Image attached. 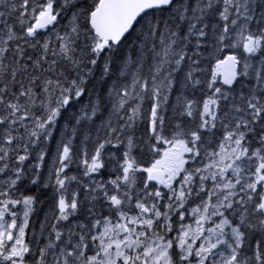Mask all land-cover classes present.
Segmentation results:
<instances>
[{"label":"snow or ice","instance_id":"1","mask_svg":"<svg viewBox=\"0 0 264 264\" xmlns=\"http://www.w3.org/2000/svg\"><path fill=\"white\" fill-rule=\"evenodd\" d=\"M221 7L216 11L217 4ZM0 5L9 6L10 10L6 14L0 11V81L4 80V74L10 73L11 81L20 84L18 93H12L11 99H6L9 93V84L4 83L0 87V173L8 169L7 160L10 152H16L17 148L23 147L24 155H17L20 162L15 168L14 179L9 177L6 183L10 188L21 181L24 177L23 162L29 158L28 149L30 145L41 142V137L45 140L52 138L57 119L63 110L81 97L86 95V83L93 73V67L104 54L103 74L110 72L112 63L111 55L117 48L137 30L141 29L137 40L145 43L143 37L147 36L151 40V49L155 52L156 62L150 67L148 77L142 75L143 65L138 60H133L138 71H131V65L126 60L121 67V74L129 72L132 76L131 82L123 88L114 89L118 102L115 109H123L130 97L143 100L145 95L153 101L150 109L151 132L158 140L165 144H170L171 148L163 153V158L156 160L150 167H139L135 157L132 155L133 139L127 138V149L123 152V164L117 161V167L121 175L115 179H109L108 184L114 186V191L121 188L120 181L125 185L135 183V173L140 171L147 175L143 178V188L149 189V182L158 181L169 189V194L159 189L146 191V196L151 198L146 204L143 200H137L135 207L140 210L138 215L129 216L121 210V206L128 203L131 197L127 191L109 195L106 184L88 185L90 190L99 188L103 190L105 199L111 202L118 211V218L115 223L109 217L103 220H95L92 229L98 226L103 227V231L94 235H87L84 231L73 234L68 232L65 247L60 248L55 241H61L64 233L57 230L54 240L49 239L44 247L39 248L38 259L34 264H47V257L51 254L54 259L52 264H264V132L259 134V146H253L248 140V133L254 132L256 122H264V96L251 95L243 98V106L232 105V110L239 115L233 117L231 112L223 115L222 126L227 129L223 142L219 144V152L205 150L206 157H219L203 167L185 168L188 160L185 153L191 154L188 159L196 161L201 156L203 144L200 129L215 128L218 120L219 101L227 100L228 95L222 92L220 87H214L220 70L223 68V84L232 85L237 77L248 76V57L238 58L236 54L226 56L216 62V71L212 74L208 87L212 89V95L203 104L201 121L196 130H184L180 125L176 126V131L172 134V139H166L161 134L163 131L164 118L160 114L163 103L167 102V93L174 83L173 73L180 70L185 58L192 59L186 51L189 38L195 37V43L199 46L203 43V38L208 36L209 25L205 24V16L218 15L224 23L216 34L217 50L224 48L240 47L239 42L233 44L231 39L233 33L243 41V49L249 56L264 51V29L253 32L249 29V23L254 19L252 6L248 0H202L198 5V14L193 12L187 33L181 35L174 25L167 24L163 19H157L155 13L169 12L173 20L188 19L189 7H185L182 0H93L88 4L87 0H82L78 4L77 0H0ZM54 5L56 7L54 8ZM73 9L69 19V25L62 30L63 35L57 33L56 40L60 42L59 51L50 49L51 40H45L41 45L45 54L51 51L53 59L47 71H57L58 60L66 61L67 65L75 72V78L68 80L63 72L58 73L55 80L46 79L42 84L37 85L39 76H32L26 86L18 81V73H26L31 67L40 69L41 59L33 61L32 56H26V49L21 45H28L36 48L41 43L39 30L48 29L50 25H57L58 18L69 9ZM16 13V23L20 25V31L8 22L6 15ZM151 16V19L148 17ZM264 20V15H261ZM34 21V23H29ZM238 21L241 23L238 25ZM199 25V27H198ZM239 28L236 31V28ZM167 28V31H164ZM55 29H53L54 31ZM247 33V34H246ZM84 37V48H80L79 41ZM31 41V42H30ZM13 42V43H10ZM159 45V51H156ZM11 53L15 58L17 67L5 64L6 54ZM81 53V54H78ZM131 59V57H129ZM24 60L25 62H21ZM26 61H33L30 65ZM193 64L198 63L193 60ZM166 65L174 67L166 68ZM61 77H63L61 79ZM259 82L264 85V76L257 74ZM186 79L194 80L199 84V79H194L193 71L186 73ZM36 87H40L46 99H38ZM53 94L55 99H52ZM217 94L219 96L217 97ZM243 96V94H241ZM99 99L90 106L89 112L82 111L77 118V123L82 118L95 116L98 111ZM39 104L43 108V113L37 116L33 109ZM195 101H185L183 110L187 116L193 115ZM140 105L136 104L131 108V114L127 115V122L124 127H131L138 117ZM210 116L211 120L203 119ZM31 121V127L26 121ZM226 122V123H225ZM24 129L21 134L19 129ZM108 133L102 141H97L91 154L87 151L86 145L82 147L79 154L73 152L71 142H62L58 147L57 157L58 167L55 168L53 176L59 194L58 208L60 214L58 219L68 220L78 209L76 197L78 193H72V198L66 199L65 182L75 181L77 176L68 175L66 169L79 160L84 166V176H91L92 173H99L105 168V148L107 145L118 147L124 143L116 133L123 132V127H113L111 121L108 122ZM27 141L23 145L13 146L14 141ZM115 140V144L113 141ZM200 142V144H198ZM228 145L229 147H226ZM45 150H40L37 156V163L30 178L32 185H38L41 181V174L38 171L43 166L46 155ZM255 158V161H253ZM213 169H218L214 171ZM231 170V177L227 182H217L213 188H221L227 191L218 194L214 191L211 195L217 196V202L211 204V214L209 216V202L202 201L203 214L197 220V228L192 230L191 225H181L182 235L172 239L167 238V233L172 231L170 224L171 217L169 210L173 213L184 207L188 198L199 196L204 191V182L211 179L217 181V177H224ZM206 172V175L197 174ZM181 173L184 175L178 182L177 187H173V182ZM234 178V179H233ZM198 183L199 191H193V184ZM47 187V184L43 185ZM6 191H0V196H7ZM123 197V198H121ZM96 197H92L95 199ZM167 199L166 211L161 212L159 200ZM36 197L32 195L21 196L20 199L0 200V264H33L28 259L32 255V248L25 243L26 228L28 218L33 211V204ZM9 204H22L24 211L23 220L17 224V213L11 211ZM175 205V206H174ZM223 209V211H221ZM193 213H200L201 207L194 208ZM228 212L229 215H225ZM9 214L11 222L5 221L4 217ZM151 214V215H148ZM222 217L220 223L208 229L210 234H215V242L212 235H204L202 220L211 217ZM229 216L238 217L239 222L234 223ZM147 217V218H146ZM163 217V220L161 218ZM183 219V213L180 214ZM123 221V222H122ZM215 223V222H214ZM136 226H141L137 231ZM82 229L85 226H80ZM16 229L18 235L14 236L12 230ZM92 229H87L91 231ZM227 229V231H225ZM148 230H152L149 232ZM163 230V231H161ZM189 231L193 232V239L204 237V242L198 247H194L189 242ZM123 233V235H121ZM259 234V239L254 241V251L248 256L244 249L252 246L249 237ZM73 235H76V242L73 243ZM13 243L9 244L8 242ZM98 241V243H97ZM90 245L95 246L94 254L87 255ZM174 246L178 249L173 252ZM57 249H59L57 253Z\"/></svg>","mask_w":264,"mask_h":264},{"label":"trees","instance_id":"2","mask_svg":"<svg viewBox=\"0 0 264 264\" xmlns=\"http://www.w3.org/2000/svg\"><path fill=\"white\" fill-rule=\"evenodd\" d=\"M78 4L82 0H77ZM185 7H189L191 10L188 13V19L186 20H173L172 15L169 12L160 13L157 11L155 13L157 19H163L167 24L174 25L176 29L181 33V35L187 33V28L191 20L193 12L198 14V5L202 4V0H182ZM88 4L93 3V0H87ZM248 3L252 6V14L254 19L249 23V29L253 32L258 31L259 29H264V20H261V15H264V0H248ZM56 5H54V8ZM221 5L218 3L216 6V11L218 12ZM10 10V5H0V11H4L6 14ZM73 9H69L67 12L62 14V17H59V23L57 25H52L46 31L40 32V41L41 43L37 45L36 48H31L28 45L23 44V41H20L21 45L26 49V56H32L33 61L37 58L47 56V59H41L42 67L40 69L29 68L26 73H18L17 80L23 83L24 85L29 84V79L32 76H39L40 79L36 81L37 85L42 84L46 79L55 80L58 77L59 72H63L64 76L68 80L75 78V72L67 65L66 61L58 60L57 71L49 72V64L53 59L51 51L47 54L43 52L41 45L45 40H51L50 49L52 51H59L60 42L56 40V34L59 33L63 35L64 29L69 25V19ZM16 13L7 16L8 22L15 26L17 31H20V25L16 23ZM151 19V16L148 17ZM205 24H208L209 27L206 29L208 31V36L203 38V43L199 46L195 43V37L189 38V43L186 51L192 56V59L185 58V62L182 63L180 70L173 73L174 83L172 84L170 90L167 93L168 99L166 103L162 105V111L160 114L164 118V125L162 135L164 138L171 140L173 132L176 131V126L180 125L184 130H196L197 125L201 121V111L196 115L191 117L187 116L186 112L183 110V104L185 101L191 100L195 101L194 105H197L200 109L203 108L204 102L207 101L208 97L211 96L212 89L208 87L209 81H211L212 74L216 71L215 65L218 60H222L228 54H236L238 58L248 57V63L250 65L248 69V76H240L237 80V83L232 88L224 87L220 80H216L214 87H220L222 92L228 95L227 100L219 101V110L217 112L218 120L216 121L215 128H207V132H203V128L200 129L203 144L201 147V156L196 158V161H189L185 168L193 167H203L205 163L211 162V160L216 159L217 157H206L204 155L205 150L211 152H219V144L223 142V137L226 135V132L223 131L222 120L225 112H231L232 116L235 117L239 115L232 110V105L236 104L243 106V98L250 97L251 95L264 96V85H261L257 74L264 76V51L257 52L251 56L246 53L243 49L244 41L237 35L233 33L231 43L235 44L239 42L240 47H229L224 48L222 51L217 50L218 45L216 43V34L219 30V27L224 23L220 20L218 15L209 14L205 16ZM29 23H34V21H29ZM241 22L238 21V25ZM199 27V25H198ZM53 29H55L53 31ZM167 28H164V31H167ZM239 28H236L238 31ZM141 29L137 27V30L132 33L118 48L115 50L112 55V63L110 66V72L107 75L103 74V64L105 56L101 54L100 59L97 64L93 67V73L88 78L86 83L87 93L80 98L78 102H72L67 109L63 110L61 116L57 119L55 124V129L52 132V138L45 140L41 137V142L36 145H30L28 152L30 153L29 158L23 162L24 168V177L19 181L14 188H10L6 183L2 189L0 183V191H6L7 196H0V200L8 199H20L21 196L32 195L36 197V202L33 204V211L30 213L28 218V225L26 228V235L24 237L25 243H27L32 248V255L28 259L34 261L38 259L39 248L45 246L49 239L54 240L55 232L57 230L64 233L61 241H55L60 248L65 247L68 238V232L71 230L73 234L85 232L87 235H94L101 232L103 229L102 226H98L95 229H92V225L95 220H103L105 217L112 219L113 223L116 222L118 218V211L115 206L111 205V202L105 199L103 196V190L96 188L94 191L90 190L88 185L90 184H99L104 182L106 184V190L109 195L118 194L127 191L128 195L131 197V200L121 206V210L126 212L129 216L137 215L138 208L135 207L137 200H143L148 204L151 198L146 196V191H151L153 189H159L165 193V197L169 194V189L163 188L155 183H149V189L145 190L143 188V178L147 175L144 172L135 173V183L131 185H125L123 180L120 181L121 188L114 191V186L108 184L109 179H115L116 176L121 175L120 169L117 167V161L120 164H123V152L127 149V138L129 136L133 139V147L131 149L132 155L135 157L136 163L139 167H150L152 163L156 160L163 158V153L171 148L170 144L163 143L162 140H158L156 136L151 132L150 125V109L153 106V101L148 98L146 94L143 100L129 98L128 103L125 104L123 109H115L114 105L118 102V98L115 95L114 89L123 88L128 85L132 76L129 72L126 74H121V67L123 62L126 60L131 65V71H138L135 65H132L133 60H138L142 65V75L148 77L150 67L155 64V52L151 49V40L149 37L144 36L143 41H147V46L145 43H142L137 40ZM247 34V33H246ZM31 42V41H30ZM13 43V42H10ZM80 48H84V37H81L79 41ZM156 51H159V45H157ZM81 54V53H78ZM131 57V59H129ZM193 60L198 63L193 64ZM33 61H26L28 64H32ZM21 62H25L22 60ZM5 64L17 67L15 63V58L11 53L6 54ZM168 67H174V65H166ZM191 70L194 73V79H199L200 83H194V80L186 79V73ZM4 80L0 81V87L4 83L9 84V93L6 95V99L12 98V93H18L20 88L19 83L10 82L11 76L10 73L4 74ZM63 77H61L62 79ZM95 81H98L95 83ZM92 87H95L94 90H91ZM35 91L39 94L38 99H46L42 89L36 87ZM243 94V96H241ZM219 94H217V97ZM52 99H55L53 94ZM97 99L100 103L98 106V111L95 116H90V118H82L80 122L77 123V118L81 116V112H89L90 115V106L94 104ZM136 104L140 105V112L138 117L132 123L131 127H124L127 122V115L131 114V108ZM37 116H40L43 113V108L37 104L33 109ZM203 119L211 120L209 117H203ZM111 121L113 127L121 128L123 127V132L116 133L119 136L120 140H123L124 143L120 144L118 147L112 145H107L105 148V154L107 158L105 159V168L102 169L99 173H92L91 176H84V166L79 163V160L73 163L70 168L66 169L68 175L77 176L75 181H66L65 182V196L66 199L72 198V193H78L76 197L78 202V209L75 210L73 215L69 216L68 220L58 219L60 210L57 206L59 199V192L55 185V179L53 176L55 168L58 167L57 157L59 155L58 147L62 142H71L73 152L79 154L82 147L86 145L87 151L89 154L92 153L93 148L97 141H102L105 135H111L108 133V122ZM29 127H31V121H26ZM255 131L248 133V140L252 143L253 146H259V134L264 132V122H256L254 124ZM21 134H24V129H19ZM27 141H14L13 146L17 144L23 145ZM115 144V140L113 141ZM200 144V142H198ZM226 147H228L226 145ZM40 150H45L46 155L44 158L43 166L38 169L41 174V181L38 185H32L29 181L32 177L34 171L37 169L34 165L37 163V156ZM25 152L23 147L17 148L16 152H10L7 163L9 165L3 173H0V181L3 178L12 176L14 179L13 172L15 168L19 165L17 160V155H24ZM191 154L188 155V158ZM190 160V159H188ZM255 161V158H253ZM3 162H0L2 164ZM207 173L197 174L196 180H199V175H206ZM184 175L182 173L180 178L176 181L173 187L178 186V182L181 177ZM231 177V170L228 171V174L224 177H217V181H212L211 179L204 182V191H201L199 196L193 195L188 198L187 202L184 204L183 208H180L176 212L169 210V215L171 217L170 224L172 231L167 233V238L172 239L181 233V225L188 226L190 225V218L195 214L193 209L197 206L201 207V212L203 213V204L204 202H209V196L211 200L209 202V215L211 214V204L217 202V196L211 195L214 191H217L218 194H223L226 192V189L216 190L213 188V185L217 182L227 180ZM234 179V178H233ZM47 184V187L43 185ZM193 191H199L198 183L193 184ZM2 189V190H1ZM96 197L92 199V197ZM123 198V197H121ZM168 200L165 198L159 200L160 211H166V204ZM10 205V204H9ZM12 205V204H11ZM22 204H17L13 206V210L19 213L22 211ZM175 206V205H174ZM223 211V209H221ZM183 213V219H180V214ZM151 215V214H150ZM225 215H229L228 212H225ZM234 223H238V217L229 216ZM222 219V217L214 216L212 218V224H216ZM163 220V217L161 218ZM215 222V223H214ZM85 226L82 229L80 226ZM87 229H92L90 232ZM152 231V230H151ZM149 231V232H151ZM163 231V230H161ZM76 235H73V243L76 242ZM259 239V234L254 237H249L250 242H252L251 247L244 249V252L251 256L254 251V241ZM98 243V241H97ZM95 246L90 245V254H94ZM57 253L59 249L56 250ZM174 253L178 249L174 246ZM54 257L49 254L47 257V264H52L50 262Z\"/></svg>","mask_w":264,"mask_h":264},{"label":"rangeland","instance_id":"3","mask_svg":"<svg viewBox=\"0 0 264 264\" xmlns=\"http://www.w3.org/2000/svg\"><path fill=\"white\" fill-rule=\"evenodd\" d=\"M217 79L219 80V76L217 77ZM98 81H95V83H97ZM95 89V87H92L91 88V90H94ZM199 110L201 111V112H203V108L202 109H200L197 105H194L193 106V114L194 115H196L198 112H199ZM206 117V116H205ZM207 117H209L210 119H211V117L210 116H207ZM226 123V122H225ZM208 130H207V128H203V132H207ZM223 131L224 132H226L227 131V129L225 128V127H223ZM228 146V145H227ZM229 147V146H228ZM169 150V149H168ZM167 151V150H166ZM188 153H185V159L186 160H188ZM219 159V157L217 156V160ZM189 161H191V160H188V162ZM187 164V163H186ZM186 164H185V166H186ZM214 171H218V169H213ZM182 174V173H181ZM9 177H11L12 178V176H8V177H6V178H3L1 181H0V183H1V186H2V189L4 188V186H5V184H6V181H8V179H9ZM180 177H177V179H176V181L179 179ZM176 181H174L173 182V186H174V184L176 183ZM159 186H162L163 188H166L164 185H162V184H159ZM1 189V190H2ZM0 206H2V205H0ZM13 206H15V205H9V208L11 209V211H13V212H16V211H14L12 208H13ZM21 208H22V211L19 213V215L17 214V217H16V219H17V224L19 225L21 222H22V220H23V215H22V213H23V211H24V206L22 205L21 206ZM139 210V209H138ZM140 211V210H139ZM17 213V212H16ZM139 214V212L137 213V215ZM203 213H198V215L197 214H195L194 216H191V218H190V225H191V228H192V230H195L196 228H197V220H200V216L202 215ZM148 215H150V214H148ZM210 216V215H209ZM147 218V217H146ZM212 218L213 217H211L210 219H207V220H202L201 221V224H202V226H203V229H204V235L205 236H207V235H212L213 236V242H215V234H210L207 230L208 229H210V228H213V227H215V225L214 224H212ZM4 219H5V221L6 222H8V223H10L11 222V217H10V215L9 214H6L5 215V217H4ZM221 221V220H220ZM220 221L219 222H217V223H220ZM123 222V221H122ZM216 223V224H217ZM137 227V231H139L140 230V228H141V226H136ZM186 227V226H185ZM103 231V229L101 230V232ZM148 231H151V230H148ZM225 231H227V229H225ZM12 232H13V235L14 236H16V235H18V231L16 230V229H13L12 230ZM95 234V233H94ZM183 233H182V231H181V233H180V235H182ZM121 235H123V233L121 234ZM188 239H189V242L190 243H193L194 244V247H198L201 243H203L204 242V237L203 236H201L199 239H193V232L192 231H189V236H188ZM9 244H11V243H13L12 241H9L8 242ZM90 250L87 252V255H91L90 254ZM50 262H53V260H51Z\"/></svg>","mask_w":264,"mask_h":264},{"label":"water","instance_id":"4","mask_svg":"<svg viewBox=\"0 0 264 264\" xmlns=\"http://www.w3.org/2000/svg\"><path fill=\"white\" fill-rule=\"evenodd\" d=\"M51 26V25H50ZM49 26V27H50ZM44 30V29H43ZM39 31H42V30H39ZM229 55H231V54H229ZM228 56V55H227ZM223 71H224V69L222 68L221 70H220V77H221V82L223 83ZM238 78V77H237ZM236 82V81H235ZM235 82L232 84V85H225L224 84V86H226V87H228V88H231V87H233V85L235 84ZM151 182H157V183H159L158 181H151Z\"/></svg>","mask_w":264,"mask_h":264}]
</instances>
